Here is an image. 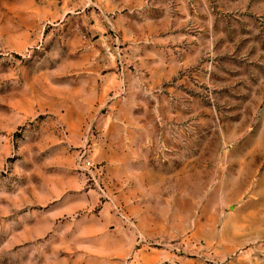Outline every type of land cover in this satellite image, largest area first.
Instances as JSON below:
<instances>
[{"label": "rangeland", "instance_id": "374dc122", "mask_svg": "<svg viewBox=\"0 0 264 264\" xmlns=\"http://www.w3.org/2000/svg\"><path fill=\"white\" fill-rule=\"evenodd\" d=\"M0 264H264V0H0Z\"/></svg>", "mask_w": 264, "mask_h": 264}]
</instances>
